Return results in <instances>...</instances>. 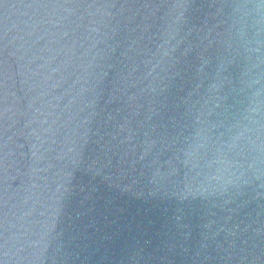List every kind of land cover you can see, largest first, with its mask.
Listing matches in <instances>:
<instances>
[{
  "label": "water",
  "instance_id": "water-1",
  "mask_svg": "<svg viewBox=\"0 0 264 264\" xmlns=\"http://www.w3.org/2000/svg\"><path fill=\"white\" fill-rule=\"evenodd\" d=\"M237 2L0 0V264H264Z\"/></svg>",
  "mask_w": 264,
  "mask_h": 264
},
{
  "label": "clouds",
  "instance_id": "clouds-1",
  "mask_svg": "<svg viewBox=\"0 0 264 264\" xmlns=\"http://www.w3.org/2000/svg\"><path fill=\"white\" fill-rule=\"evenodd\" d=\"M232 27L249 53L264 47V0H238L233 5Z\"/></svg>",
  "mask_w": 264,
  "mask_h": 264
}]
</instances>
